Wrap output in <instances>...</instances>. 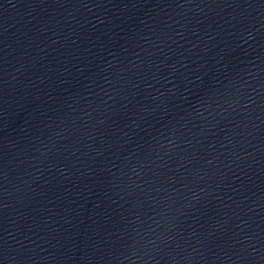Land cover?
I'll use <instances>...</instances> for the list:
<instances>
[{
  "label": "water",
  "instance_id": "water-1",
  "mask_svg": "<svg viewBox=\"0 0 264 264\" xmlns=\"http://www.w3.org/2000/svg\"><path fill=\"white\" fill-rule=\"evenodd\" d=\"M0 264H262L200 0H0Z\"/></svg>",
  "mask_w": 264,
  "mask_h": 264
}]
</instances>
